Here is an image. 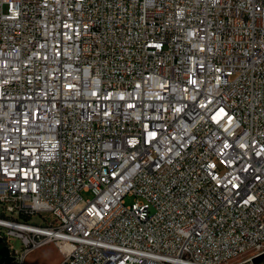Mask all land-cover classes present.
<instances>
[{
    "label": "built area",
    "instance_id": "2783aa9c",
    "mask_svg": "<svg viewBox=\"0 0 264 264\" xmlns=\"http://www.w3.org/2000/svg\"><path fill=\"white\" fill-rule=\"evenodd\" d=\"M0 238L10 264L264 253V0H0Z\"/></svg>",
    "mask_w": 264,
    "mask_h": 264
},
{
    "label": "rangeland",
    "instance_id": "374dc122",
    "mask_svg": "<svg viewBox=\"0 0 264 264\" xmlns=\"http://www.w3.org/2000/svg\"><path fill=\"white\" fill-rule=\"evenodd\" d=\"M81 196L86 199V198H91L92 193L91 192H81ZM135 197L127 195L125 197V203L127 205L131 204L134 201ZM53 242H48L44 244L43 247L30 252L26 256L25 264H56L57 261L59 260L58 256V251ZM12 244L15 246V248H20L21 243L19 240L15 239L12 240ZM264 264V261L261 262Z\"/></svg>",
    "mask_w": 264,
    "mask_h": 264
},
{
    "label": "water",
    "instance_id": "95a60500",
    "mask_svg": "<svg viewBox=\"0 0 264 264\" xmlns=\"http://www.w3.org/2000/svg\"><path fill=\"white\" fill-rule=\"evenodd\" d=\"M15 257L9 254V250L5 244H3L2 238H0V264H10L14 261ZM264 261V253L255 256L250 264H260Z\"/></svg>",
    "mask_w": 264,
    "mask_h": 264
},
{
    "label": "crops",
    "instance_id": "0c3cea01",
    "mask_svg": "<svg viewBox=\"0 0 264 264\" xmlns=\"http://www.w3.org/2000/svg\"><path fill=\"white\" fill-rule=\"evenodd\" d=\"M52 244H53V243H52ZM54 244H55V243H54ZM43 246H44V245H42V246H40V247H38V248H34V249L29 250V251L25 254V256H24V264H25L26 256H27L30 252H33V251H35V250H37V249H39V248H41V247H43ZM55 246H56V244H55ZM56 248H57L58 256H59V260L57 261L56 264H60V263L62 262L63 255H62V253L59 251V249H58L57 246H56ZM50 264H51V263H50Z\"/></svg>",
    "mask_w": 264,
    "mask_h": 264
}]
</instances>
